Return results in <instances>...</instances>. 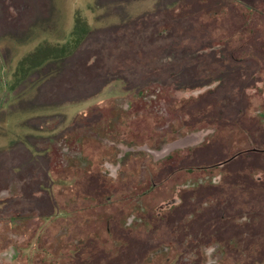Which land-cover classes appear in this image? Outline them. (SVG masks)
I'll list each match as a JSON object with an SVG mask.
<instances>
[{"label":"rangeland","instance_id":"rangeland-1","mask_svg":"<svg viewBox=\"0 0 264 264\" xmlns=\"http://www.w3.org/2000/svg\"><path fill=\"white\" fill-rule=\"evenodd\" d=\"M76 11L101 79L19 70ZM262 100L264 0H0V264H264V224L250 262L226 245L264 221V156L227 161L264 148Z\"/></svg>","mask_w":264,"mask_h":264},{"label":"trees","instance_id":"trees-1","mask_svg":"<svg viewBox=\"0 0 264 264\" xmlns=\"http://www.w3.org/2000/svg\"><path fill=\"white\" fill-rule=\"evenodd\" d=\"M158 16L159 15H156L155 18H157ZM151 18H152V16L150 17V19ZM146 20L148 21V19H146ZM156 27L157 28H154V30H155L154 33H156L155 35L157 37L166 36V35L162 34L163 30H166L167 32H169L167 34V36L171 35V33H172L171 32L172 30L166 26L162 27V25H160V26L157 25ZM92 34L93 33L90 29V25L88 23V20L85 17H83V15L81 14L80 11H76V13L74 15L73 27H72V30L69 34L68 41L66 43L57 44L55 46H50L47 44H41L33 54L26 56L25 58H23L19 62L18 69L24 71L25 68L28 69V65L30 66V68L35 67V66H39L42 63H44L45 61L50 60V59H61V60H67V61L72 60L74 63H73V66H70V71L68 72L69 76H68L67 80L64 82V80L60 79L58 81V83H63L65 89H69L68 83H70V81L76 82V84L74 86L73 85L71 86L72 88H77V84L79 85V83L84 84V86L88 85L89 83L90 84L97 83L99 81V79H101V75L99 73V71L101 69L99 66V61L102 60V58L104 56V54H103L104 53L103 52L104 45H102L101 43H97V44H94L95 47L92 48L90 46L91 42L93 40ZM104 35H105L104 32H101L99 34V36H104ZM237 88L241 89L242 93H244V90L246 87L241 86L239 84ZM261 104L262 105L264 104L263 100L261 101ZM257 117H258L259 121L262 122L259 115H257ZM99 133H101V132H99ZM99 133H97V136L98 135L100 136L101 134H103V133H101V134H99ZM98 138L99 137H97L96 140H93V141L94 142L97 141ZM251 140L253 141V139H251ZM258 144H259V142L254 143V141H253L252 146H250V149L243 150V151L242 150L237 151V153H235L234 155H231L227 159V161H229V159H231L233 156H236V155L242 156V154L246 153L248 158H249L248 161L250 160L251 163L253 161L254 162L257 161L259 163L260 158H256V155L264 156V148L257 146ZM236 158H237V156H236ZM86 163H87V165L91 164L90 161H88V160H86ZM197 180L196 181L193 180L195 182H192V183L196 184V185H200L201 183H204L206 181L205 179H202V180H199L197 182ZM213 180H214L213 178H212V180H209L208 184L214 183ZM179 201L181 202V199ZM262 209H263V207H262ZM262 218H263V216L261 217V221H259V217L257 218L254 216H252V217L247 216L246 217L244 215H241V216L237 217L235 224L238 228L237 231L239 234L234 239H229V242H228V240L226 241V243L228 242L226 245H229L230 248L232 246L231 249H234V250L238 249V251L241 250L238 253L242 257L244 256L243 258H244L245 262H250L251 256L247 257L246 256L247 251L244 250L245 252H243V249H241L240 246H241V244H243V242L247 241L248 238H253L251 234L248 235V229L258 228L260 225H263L264 221L262 220ZM221 223L222 222H217L216 220H214V225L211 226L212 228H209L210 230L213 229L212 230L213 232L211 231L212 233L210 234L211 238H215V236H217V233H220V232H215L216 230H221V231L226 230V232H227V227L232 225L229 223L228 224L222 223V225H221ZM198 235L201 236V238H197L196 241L204 240L203 239L204 236H202L201 234H198ZM229 246H228V248H229ZM223 248H227V247L224 246ZM220 259L222 260V258H220Z\"/></svg>","mask_w":264,"mask_h":264}]
</instances>
